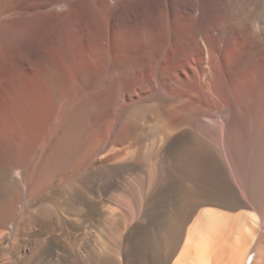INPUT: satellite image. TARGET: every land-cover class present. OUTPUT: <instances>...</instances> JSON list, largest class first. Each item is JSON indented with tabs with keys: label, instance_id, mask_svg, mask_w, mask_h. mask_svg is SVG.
<instances>
[{
	"label": "bare ground",
	"instance_id": "1",
	"mask_svg": "<svg viewBox=\"0 0 264 264\" xmlns=\"http://www.w3.org/2000/svg\"><path fill=\"white\" fill-rule=\"evenodd\" d=\"M111 190L135 238L181 191L162 264H264V0H0L4 252L80 253Z\"/></svg>",
	"mask_w": 264,
	"mask_h": 264
},
{
	"label": "rangeland",
	"instance_id": "2",
	"mask_svg": "<svg viewBox=\"0 0 264 264\" xmlns=\"http://www.w3.org/2000/svg\"><path fill=\"white\" fill-rule=\"evenodd\" d=\"M99 15L100 21L106 17V13H99ZM175 186L181 188V183L177 182ZM193 189L195 195L197 193L205 194L208 191L206 183L199 181L193 185ZM2 192L0 191V209L3 207L7 196L5 192ZM115 194L117 193L111 190L103 196V209H112L114 215L112 222L107 220L110 214L105 215V219L103 217L104 220H107L104 222L105 224L102 223L96 227L78 232L77 235L81 245L80 253L74 254L67 249L64 241L43 232L38 224H32V226L29 225V228L17 232L14 240H17V248L15 247L9 254L4 252L5 243L8 239L4 238L5 241L0 240V264H8V261L5 260L7 256L10 257L9 259H16L19 264H59L60 262L68 264H162L164 255L174 240L179 219L185 212L183 210L186 209V200L181 197V191L168 193L171 208L163 218L166 224L156 223L151 232L149 229L136 238L135 220L129 221L128 204H126V201L119 200L120 196H115ZM5 206L6 204H4ZM7 206L5 211L0 213V230L4 229L2 231L4 235H7L9 229L8 224L5 223L6 219L8 216L15 215H13V210L12 214H9L10 206ZM97 243L103 244V247L100 246L101 249L104 248L102 252L101 249L96 250V247L98 249L99 246ZM92 248L94 249L91 250ZM84 249L87 250V254Z\"/></svg>",
	"mask_w": 264,
	"mask_h": 264
}]
</instances>
